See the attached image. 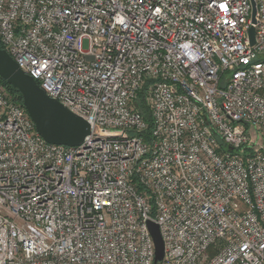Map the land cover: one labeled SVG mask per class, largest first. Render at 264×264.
Returning <instances> with one entry per match:
<instances>
[{
    "label": "built area",
    "instance_id": "1",
    "mask_svg": "<svg viewBox=\"0 0 264 264\" xmlns=\"http://www.w3.org/2000/svg\"><path fill=\"white\" fill-rule=\"evenodd\" d=\"M250 2L0 0L1 49L90 128L48 144L0 85V264H153L147 223L157 264H264V0L254 24Z\"/></svg>",
    "mask_w": 264,
    "mask_h": 264
},
{
    "label": "water",
    "instance_id": "2",
    "mask_svg": "<svg viewBox=\"0 0 264 264\" xmlns=\"http://www.w3.org/2000/svg\"><path fill=\"white\" fill-rule=\"evenodd\" d=\"M252 4V23H255V5ZM254 30L249 28V43L254 44ZM11 57L0 47V80L15 89L21 99V105L34 124L38 135L52 145L74 147L80 145L90 134L89 125L83 119L69 113L57 101L49 98L35 83L17 67ZM154 245L153 264L163 259V243L158 227L147 223Z\"/></svg>",
    "mask_w": 264,
    "mask_h": 264
},
{
    "label": "trees",
    "instance_id": "3",
    "mask_svg": "<svg viewBox=\"0 0 264 264\" xmlns=\"http://www.w3.org/2000/svg\"><path fill=\"white\" fill-rule=\"evenodd\" d=\"M0 85L4 88V90H6L9 97L11 98L12 102H16L17 104L21 105L20 95L15 89H12V87L10 85H8L7 83H5L2 80H0ZM141 96H142V94H139V96H137V99L135 102V104L137 106L136 110L140 111V113L143 116L144 122H146L147 124H150L149 113H148L146 106L144 105L143 97H141Z\"/></svg>",
    "mask_w": 264,
    "mask_h": 264
}]
</instances>
